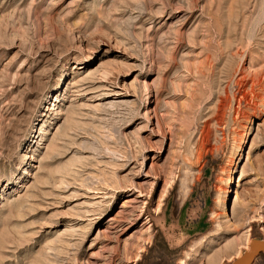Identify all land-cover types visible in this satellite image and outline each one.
<instances>
[{"label":"rangeland","instance_id":"374dc122","mask_svg":"<svg viewBox=\"0 0 264 264\" xmlns=\"http://www.w3.org/2000/svg\"><path fill=\"white\" fill-rule=\"evenodd\" d=\"M251 239L264 0H0V264H230Z\"/></svg>","mask_w":264,"mask_h":264},{"label":"water","instance_id":"95a60500","mask_svg":"<svg viewBox=\"0 0 264 264\" xmlns=\"http://www.w3.org/2000/svg\"><path fill=\"white\" fill-rule=\"evenodd\" d=\"M258 255L264 256V239H251L248 249L230 264H252Z\"/></svg>","mask_w":264,"mask_h":264},{"label":"bare ground","instance_id":"6f19581e","mask_svg":"<svg viewBox=\"0 0 264 264\" xmlns=\"http://www.w3.org/2000/svg\"><path fill=\"white\" fill-rule=\"evenodd\" d=\"M249 243L250 242H247V244L245 245V246H243L245 249H248V247H249ZM239 255V254H238Z\"/></svg>","mask_w":264,"mask_h":264}]
</instances>
